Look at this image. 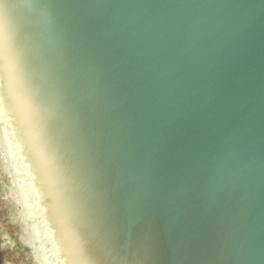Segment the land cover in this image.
Masks as SVG:
<instances>
[{
	"label": "water",
	"instance_id": "1",
	"mask_svg": "<svg viewBox=\"0 0 264 264\" xmlns=\"http://www.w3.org/2000/svg\"><path fill=\"white\" fill-rule=\"evenodd\" d=\"M0 159L24 264H264V0H0Z\"/></svg>",
	"mask_w": 264,
	"mask_h": 264
},
{
	"label": "rangeland",
	"instance_id": "2",
	"mask_svg": "<svg viewBox=\"0 0 264 264\" xmlns=\"http://www.w3.org/2000/svg\"><path fill=\"white\" fill-rule=\"evenodd\" d=\"M0 264H24L14 234L0 159Z\"/></svg>",
	"mask_w": 264,
	"mask_h": 264
}]
</instances>
